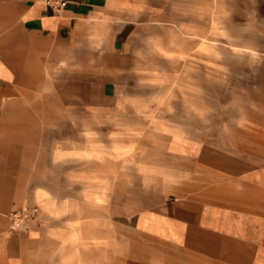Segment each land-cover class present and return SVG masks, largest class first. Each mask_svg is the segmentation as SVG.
<instances>
[{"label": "crops", "instance_id": "0c3cea01", "mask_svg": "<svg viewBox=\"0 0 264 264\" xmlns=\"http://www.w3.org/2000/svg\"><path fill=\"white\" fill-rule=\"evenodd\" d=\"M64 1L56 12L42 0H0V264H264V157L253 165L246 155L229 156L226 165L213 155L218 168H227L228 177L204 193L180 186L179 196L129 214L119 208L112 215L115 254L92 251L86 241L89 230H84L83 248L76 250L69 223L83 222L84 229L91 225L86 194L92 192V172L76 171L75 158L69 156L66 175L61 176L59 161L53 158L54 148L61 145L59 128H52L47 139L37 133L31 137L34 133L22 131L35 124L16 127L12 114L20 112L13 111V105L28 96L34 83L38 96L43 83L38 68L45 57L54 66L62 54L78 67L67 71L60 85L64 92L59 87L51 94L52 104L62 95L70 101L69 109L90 115L135 109L126 103L140 97L138 89L144 91L146 84L139 82L134 68L150 63L137 51L155 47L150 40H128L136 26L124 19L150 15L140 10L141 0ZM142 1L148 9L150 0ZM91 61L100 68L93 69ZM164 137L171 155L190 160L203 156L195 136ZM63 140L68 146L75 143L69 136ZM77 194H84L83 200ZM37 196H45L42 209L34 204ZM17 207L37 209L26 232L10 229L9 213ZM59 209L67 214L56 216ZM100 217L105 220L107 214ZM100 233L101 241H107V230ZM97 258L100 262H93Z\"/></svg>", "mask_w": 264, "mask_h": 264}, {"label": "rangeland", "instance_id": "374dc122", "mask_svg": "<svg viewBox=\"0 0 264 264\" xmlns=\"http://www.w3.org/2000/svg\"><path fill=\"white\" fill-rule=\"evenodd\" d=\"M149 5L146 9L142 0L139 3L149 17L124 19L136 26L128 40H150L155 47L137 51L150 63L134 68L147 90L139 88L140 97L126 103L135 109L90 115L69 109L70 101L62 95L58 104H52L51 94L67 71L78 67L72 59L63 60L62 54L54 66L45 57L38 68L43 79L38 96L34 83L28 96L13 105V111L20 112L12 114L13 123H19L16 127L35 124L22 132L47 139L58 127L62 140L69 136L75 141L68 146L61 140L54 148L61 176L66 175L69 156L75 158L76 171L92 172V192L86 194L92 206L91 225L84 229L83 222L69 223L76 250L83 248L84 230H89L86 241L92 251L115 254L112 215L119 208L129 214L177 195L180 186L190 185L189 192L198 194L226 182L227 168H218L213 155L225 160L221 165L229 156L246 155L253 165L264 157V0H150ZM91 62L96 64L93 69L100 68ZM59 92H64L61 87ZM174 133L199 139L203 156L190 160L167 153L164 136ZM78 196L83 200L84 194ZM44 198L37 196L34 203L40 209ZM56 212L67 214L63 209ZM100 213L107 214L106 222ZM100 229L107 230V241H101Z\"/></svg>", "mask_w": 264, "mask_h": 264}, {"label": "built area", "instance_id": "2783aa9c", "mask_svg": "<svg viewBox=\"0 0 264 264\" xmlns=\"http://www.w3.org/2000/svg\"><path fill=\"white\" fill-rule=\"evenodd\" d=\"M49 5L54 11H60L66 4L64 0H42ZM37 212L36 207L25 208L17 207L9 213L10 229L14 231L26 232L29 229L31 221Z\"/></svg>", "mask_w": 264, "mask_h": 264}]
</instances>
